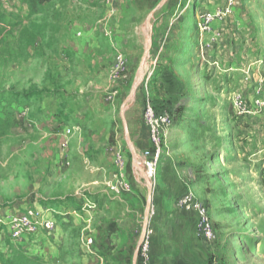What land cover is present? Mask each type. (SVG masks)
Instances as JSON below:
<instances>
[{"label":"rangeland","instance_id":"rangeland-1","mask_svg":"<svg viewBox=\"0 0 264 264\" xmlns=\"http://www.w3.org/2000/svg\"><path fill=\"white\" fill-rule=\"evenodd\" d=\"M144 1L133 0L128 9L120 4L119 11L116 3L106 18L108 32L118 30L122 21L116 20L126 15L148 18L141 31L146 40L125 59L127 81L115 82L110 78L115 52L103 57L105 72L86 76L73 68L67 43L55 41V34L69 33L63 19L73 0H51L36 7V14L30 13V0L0 4L10 25L0 45V264L20 254L39 257L25 253L26 242L13 241L20 246L13 249L5 214L71 205L75 192L93 200L89 183L101 180L107 189L117 151L129 180L144 184L143 177L154 185V250L186 258L185 243L192 241L205 256L196 264H264V106L258 110L252 102L253 90H264V0H239L233 26L228 25L234 34L221 39L200 35L196 17L197 10H212L225 0H183L179 6L166 0L157 10L163 0H152L142 10ZM90 16L97 21L93 32L101 33L100 12ZM151 44L160 48L152 57ZM234 94L250 106L249 115L235 114ZM146 100L173 120L153 181L145 177L142 150L134 144L145 127ZM66 129L71 135L63 151ZM189 194L211 218V242L191 232L196 212L175 202ZM163 243L168 248L162 251ZM133 253L128 250V264ZM61 255L59 263L47 264H80L75 251Z\"/></svg>","mask_w":264,"mask_h":264},{"label":"crops","instance_id":"crops-1","mask_svg":"<svg viewBox=\"0 0 264 264\" xmlns=\"http://www.w3.org/2000/svg\"><path fill=\"white\" fill-rule=\"evenodd\" d=\"M145 1L151 2L152 0ZM132 2L133 0H113L111 6H107L104 0H73L70 14L63 19V25L68 24L69 26V33L60 32L55 34L54 39L55 41L61 40L67 43L69 54L66 55L72 61L71 64L73 68H76L77 72L86 76L87 74L93 75L105 72V70H101L103 57L108 54L111 55V52L122 53L125 59L135 53L137 54L141 48V41L145 39L143 31L146 30L148 25V18L144 19L135 16L132 19V16L126 15L124 18L116 20L117 22L122 21V23L119 22L121 27L118 30L112 29V32L109 30V36H105L108 25L106 18L109 11L116 8L114 7L116 3L118 11L120 4H124L128 9L130 5L132 7ZM149 2H145L142 10L150 6ZM0 4L5 6L2 0H0ZM8 4L10 3L8 2ZM11 5L13 6L12 3ZM237 7L238 5L235 6L232 14L223 22L214 24L211 32L206 34V36H210L211 39H221L225 35L234 34L232 30L228 29V25L233 26L234 15L238 10ZM94 11L100 12L101 15L99 19L96 18L99 20L98 24H100V27L98 29L101 33H95L92 30L93 25L97 22L93 21L90 16ZM104 22L105 25L103 24ZM173 24L176 23L172 22ZM102 27L105 29H102ZM150 37L153 41V32H151ZM150 50L152 57L153 53L159 51L160 48L151 44L149 46ZM235 52H240V50L236 49ZM110 64L111 62L107 67ZM144 128L142 127V133L139 135L141 137L135 140L134 143L137 151H143L149 147V142H147L148 131L146 127ZM127 173L128 167L125 168V177L131 186L129 192L117 194L109 192L108 188H103L105 182L103 183L101 180L95 179L89 183L88 190L93 191V201L96 204L95 210L82 209V204H79L81 197L75 192L69 202L71 205L67 204L65 206L64 204L56 209L60 212V216L65 218L57 221V232L54 239L50 238L51 240H49L47 236L40 233L36 237V241L31 238L26 242L25 253L28 252V255L38 253L39 257L34 259H41L42 263L45 264L52 259L59 263L60 260H63V255L61 254L64 250H68L70 253L75 251V257L80 260V264H128L130 259L128 250L134 248L131 264H139L138 259L135 261V254L143 229L144 212L149 194L151 195L149 213L151 209L154 213V185L152 186L151 184L152 190L149 193L147 182L143 177L144 184L135 179H133V182L131 179L129 180ZM81 184L79 183L78 185ZM144 194L146 195L145 197ZM144 200L145 203L143 205ZM162 204L158 203L161 215L163 214L161 210ZM73 206L78 207V210H74ZM74 211H77V213L73 214ZM154 216L155 214L149 218L148 225V229L151 231L150 264H196L195 261L200 262L205 259L202 247L197 242L192 241L185 243L189 251L186 258L181 254L170 257V254H164L160 249L154 250ZM181 227L183 228V226ZM185 229L187 230L188 227ZM192 231L197 235L196 222L194 228L193 226L191 227ZM162 240H165V238L163 237ZM87 241H90V243H87ZM167 245L162 244V251L168 248ZM169 257L172 260H169Z\"/></svg>","mask_w":264,"mask_h":264},{"label":"built area","instance_id":"built-area-1","mask_svg":"<svg viewBox=\"0 0 264 264\" xmlns=\"http://www.w3.org/2000/svg\"><path fill=\"white\" fill-rule=\"evenodd\" d=\"M9 0H2L7 4ZM77 1V0H74ZM183 0H175L179 6ZM113 0H104L105 5L111 6ZM239 0H225L223 4L217 5L212 10H197L196 29L200 35H206L211 32L212 27L216 23L223 22L228 18ZM187 6L184 10H187ZM113 11V10H112ZM105 36H109V32H105ZM127 69L125 57L122 53L116 52L114 63L110 72V78L115 82L118 80L127 81L128 77L125 75ZM253 105L256 109H261L264 106V90L255 88L253 90ZM232 105L237 116H245L251 113L250 106L242 98L240 94H234ZM142 121L146 127L149 135V147L141 152L139 165L144 171L147 179L153 181L156 176V170L163 155L165 139L168 135V130L172 126L171 115L163 109L153 106L150 100H146L143 108ZM71 130L66 129L64 137L60 143V148L67 151L69 144V136ZM64 159V158H63ZM65 161V159H64ZM66 162V161H65ZM64 164V162H63ZM113 164L116 172L111 175V180L107 184V188L112 193L129 192L131 190L130 184L125 177V162L120 152H115L113 155ZM69 165V163H65ZM82 209L94 210L96 204L93 200L81 196ZM176 204L183 210H194L197 214L196 232L207 242L214 239V230L211 223V218L206 210L189 194L177 199ZM54 211L44 208L24 209L22 211L5 214V221L9 237L18 243H25L29 239L36 238L40 233L45 236H52L56 232L57 220L53 214ZM74 211L73 214H76ZM52 214V215H50ZM72 214V213H71ZM153 210H150L149 218L153 216ZM49 215V216H48ZM51 216V217H50ZM90 243V241H87ZM150 250H151V231L147 229L146 235L139 247L138 261L139 264H150Z\"/></svg>","mask_w":264,"mask_h":264},{"label":"trees","instance_id":"trees-1","mask_svg":"<svg viewBox=\"0 0 264 264\" xmlns=\"http://www.w3.org/2000/svg\"><path fill=\"white\" fill-rule=\"evenodd\" d=\"M51 2V0H30V13L31 14H36L38 12V9L36 7L42 6L44 4H47ZM9 24L8 22H6V17L4 14H0V45L2 44V42L4 41L5 36L9 33ZM4 135V132H0V138ZM65 203L62 204H57L56 208H51L49 207L48 209H50L51 211H54V217L56 218V220L61 221L63 220L65 217L60 216V212H58L56 209H58L59 206H63ZM59 205V206H58ZM74 207V206H73ZM72 207V208H73ZM70 208V207H69ZM74 210H78V207H74ZM68 218V217H67ZM68 220V219H67ZM66 220V221H67ZM11 239V238H10ZM11 242H13V240L11 239ZM12 244L11 246L13 247V249H17V251L19 250L20 246L13 242L10 243ZM9 264H44L42 263V261H40L39 259H34V258H30L24 255H15L14 258L12 259V261Z\"/></svg>","mask_w":264,"mask_h":264},{"label":"water","instance_id":"water-1","mask_svg":"<svg viewBox=\"0 0 264 264\" xmlns=\"http://www.w3.org/2000/svg\"><path fill=\"white\" fill-rule=\"evenodd\" d=\"M166 0H163V2L162 3H160L159 4V6L158 7H156L155 8V10H157V8H159L164 2H165ZM155 10L154 11H152L151 12V14L153 13V12H155ZM151 28V27H150ZM146 55H147V52L144 54V56H143V61H144V59H145V57H146ZM143 66V63H141L140 64V68ZM138 79H136V81H137ZM138 83H135L133 86H132V90H131V95L133 94V92L135 91V89H136V85H137ZM122 119H123V125H124V133H125V135L128 137V130H127V127H126V123H125V121H124V116H123V113H122ZM131 152H132V157H133V159H134V157H135V152H134V149L132 148L131 149ZM147 187H148V190H149V193H151V190H152V187H151V183L149 182H147ZM150 194H149V197H148V200H147V204H146V208H145V212H144V222H143V229H142V233H141V237H140V241H139V246H138V248H137V250H136V254H135V261H136V259H137V257H138V252H139V247H140V245H141V243H142V241H143V239H144V237H145V235H146V231H147V229H148V225H149V209H150Z\"/></svg>","mask_w":264,"mask_h":264}]
</instances>
